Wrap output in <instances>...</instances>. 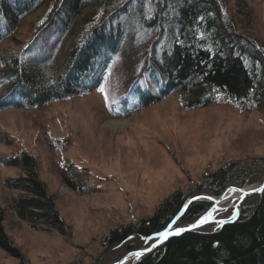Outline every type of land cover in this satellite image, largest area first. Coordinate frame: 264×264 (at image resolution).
Listing matches in <instances>:
<instances>
[{
  "label": "trees",
  "instance_id": "1",
  "mask_svg": "<svg viewBox=\"0 0 264 264\" xmlns=\"http://www.w3.org/2000/svg\"><path fill=\"white\" fill-rule=\"evenodd\" d=\"M234 5L231 10L228 0H0V41L12 36L25 16L39 10L24 47L0 54V110L36 108L91 91L100 84L108 63L123 53L131 59L125 65L128 80L123 87L131 100L123 98L124 106L131 104L125 112L178 91L184 108L226 101L258 109L264 116V43L248 31L254 22L252 6L247 0H234ZM63 42L62 67L53 76L44 61ZM10 139L7 133L0 138ZM0 161L24 171L22 176L3 178L6 188L19 190L8 202L16 217L32 228L56 229L70 237V225L39 176L36 156L20 150L1 155ZM262 170L264 154L234 158L202 171L186 188L165 196L152 214L112 225L100 239L103 249L93 262L114 244L156 237L189 197L241 186L250 174ZM60 171L75 192L93 189L71 161L62 162ZM208 205L206 200H192L176 221L191 222ZM5 212L0 204V248L20 256L4 230ZM134 264H264V189L256 201L242 205L233 219L216 229L170 236Z\"/></svg>",
  "mask_w": 264,
  "mask_h": 264
},
{
  "label": "rangeland",
  "instance_id": "2",
  "mask_svg": "<svg viewBox=\"0 0 264 264\" xmlns=\"http://www.w3.org/2000/svg\"><path fill=\"white\" fill-rule=\"evenodd\" d=\"M247 1L254 22L249 30H241L250 31L264 43V0ZM228 8L234 10V0H228ZM38 14L39 10L25 16L17 31L0 41V54L24 47L31 21ZM65 44L57 46L44 61L53 76L62 67ZM130 61L123 53L114 56L98 87L86 93L36 108L0 110V138L3 133L11 136L10 142L0 140V156L20 150L36 156L39 176L72 231L65 238L56 229L32 228L16 217L8 202L19 190L6 188L3 178L22 176L24 171L0 161V204L6 207L3 226L20 253L14 256L0 248V264L115 261L129 250V244L132 249L139 248L155 237L114 244L94 263V256L103 249L100 239L112 225L152 214L165 196L186 188L202 171L216 169L234 158L264 154V116L258 109L247 110L226 101L188 109L174 91L165 99L125 112L131 105H123V98L129 101L123 86L128 74L125 65ZM141 65L136 63L135 70ZM117 118L123 119L122 124L111 126ZM66 161H71L93 187L90 192L79 194L63 180L60 164ZM263 175L264 170L256 171L244 183ZM256 199L257 194H249L236 206L216 210L212 220L199 228L216 229L221 222L233 219L242 205ZM178 225L184 223L173 224Z\"/></svg>",
  "mask_w": 264,
  "mask_h": 264
},
{
  "label": "water",
  "instance_id": "3",
  "mask_svg": "<svg viewBox=\"0 0 264 264\" xmlns=\"http://www.w3.org/2000/svg\"><path fill=\"white\" fill-rule=\"evenodd\" d=\"M263 189H264V175L261 177V182L258 185L254 186V187L245 188V187H243V185H241V186L229 185L221 193L216 194V195L198 194V195L189 197L185 201V203L183 204V206H182L181 210L178 212V214H176L175 217L172 219V221L167 225V227H165L160 232H164L165 230H167L168 232L172 233L171 235L168 236V237H170V236H173V235H177L175 233L178 230H181V231H179V234H180V233L185 232V231H188V230L197 229L200 226H202L203 224H205L207 222H210L212 220L213 216H214V213H215L216 209H217L216 208V203L217 202H221L223 200L224 192L227 191V190H239L240 191V194H239L238 198L236 199L235 203L233 205L230 204L232 206H236L246 195H249V194H258ZM197 199H202V200H206V201L209 202V205L206 208V210L201 215H199L195 220H193L191 222H188V223H186L184 225L173 226V224L178 219V217L183 214V212L187 208L188 204L192 200H197ZM226 207H229V205H227ZM209 213H210V215H209ZM204 216H208L207 221L198 224V221H200L201 218L204 217ZM169 226H171V227H169ZM165 240H163L162 242H164ZM162 242H160V239H159V237L157 235L152 241H150L149 243H147L145 246H142V247H139V248L130 249L124 255H122L119 259H117L115 261H112L110 263H107V264H125L124 262L128 258H132V259L127 264H134L140 258V257L137 258L134 255V253L144 252V250L146 248L151 247V245H153V244H156V247H157ZM155 248H152V250L155 249ZM146 253H148V252H145V254Z\"/></svg>",
  "mask_w": 264,
  "mask_h": 264
},
{
  "label": "bare ground",
  "instance_id": "4",
  "mask_svg": "<svg viewBox=\"0 0 264 264\" xmlns=\"http://www.w3.org/2000/svg\"><path fill=\"white\" fill-rule=\"evenodd\" d=\"M123 119L121 118H117L111 121L110 125L114 126H120L122 124ZM261 182V177L258 180H255L253 182H247L243 184V187L245 188H249V187H254L256 185H258ZM240 194L239 190H227L224 192V196H223V200L221 202H217L216 203V210L221 209V208H226L227 205L232 206L236 199L238 198ZM216 199V198H215ZM232 204V205H230ZM132 258H128L127 260H125V264L129 263L131 261Z\"/></svg>",
  "mask_w": 264,
  "mask_h": 264
},
{
  "label": "snow or ice",
  "instance_id": "5",
  "mask_svg": "<svg viewBox=\"0 0 264 264\" xmlns=\"http://www.w3.org/2000/svg\"><path fill=\"white\" fill-rule=\"evenodd\" d=\"M209 215H210V213H209ZM207 219H208V216H204V217H202L201 220L198 221V224H199V223L206 222ZM169 227H171V226H169ZM179 231H181V230H178L175 234L178 235V234H179ZM171 234H172V233H170V232H168L167 230H165L164 232H160V233H158L157 235H158V237H159V239H160V242H162L163 240L167 239V237H168L169 235H171ZM148 239H151V238H148V237L145 238V240H148ZM155 247H156V244H153V245H151V247L146 248V249L144 250V252H137V253H134V255H135L137 258H139V257H141L142 255H144L145 252H150V251L152 250V248H155Z\"/></svg>",
  "mask_w": 264,
  "mask_h": 264
}]
</instances>
